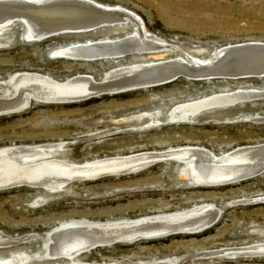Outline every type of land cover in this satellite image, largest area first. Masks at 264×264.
Listing matches in <instances>:
<instances>
[{"label":"rangeland","instance_id":"374dc122","mask_svg":"<svg viewBox=\"0 0 264 264\" xmlns=\"http://www.w3.org/2000/svg\"><path fill=\"white\" fill-rule=\"evenodd\" d=\"M92 1L136 15L149 39L172 49L166 61L185 55L207 60L221 48L264 44V0ZM116 28L117 32L108 28L29 42L23 37V24H11L0 34V80L29 72L56 81L86 75L100 82L106 73L137 60L128 56L89 63L54 57L52 52L134 33L133 25ZM237 90L262 96L207 111L190 124L172 125L166 119L175 104ZM263 94L264 76L197 81L181 77L159 87L75 104H33L23 113L0 118V148L62 143L65 159L74 164L184 147L222 156L239 147L264 144ZM182 165L158 163L138 174L74 183L55 195L26 187L0 191V233L17 240L9 249H0V258L13 252L42 253L41 243L48 233L71 226L133 221L211 204L219 214L200 233L92 247L75 259L85 264H264V257L259 256L202 257L222 248L264 244V202H251L264 198V173L237 184L201 188L181 177ZM62 261L34 260L33 264Z\"/></svg>","mask_w":264,"mask_h":264},{"label":"bare ground","instance_id":"6f19581e","mask_svg":"<svg viewBox=\"0 0 264 264\" xmlns=\"http://www.w3.org/2000/svg\"><path fill=\"white\" fill-rule=\"evenodd\" d=\"M16 23L23 24V37L29 42H42L63 35L89 34L108 28L117 32L116 27L133 25L134 33L123 38L76 44L57 49L52 55L89 63L121 60L128 56L137 61L106 73L100 82L86 75L56 81L43 74L16 73L0 80V118L23 113L33 104H75L104 95L126 93L128 90L159 87L181 77L197 81L221 76H264V44L252 42L221 48L207 60H196L185 55L181 60L166 61L172 49L149 39L136 15L92 0H0V34ZM146 55L149 57H144ZM255 95L262 96L253 91L237 90L175 104L169 109L166 119L172 125L190 124L211 110L252 101ZM64 150L62 143L0 148V191L26 187L55 195L74 183L138 174L152 165L169 161L183 164L181 177L201 188L237 184L264 173V144L239 147L222 156L203 148L184 147L139 152L83 164L68 162ZM256 201L264 202V198L251 200ZM216 212L210 204L133 221L71 226L48 233L41 243L40 249H44L42 253L30 255L13 252L9 257H1L0 264H33L34 260L39 263L63 260L59 264H85L75 257L98 244L102 246V243L114 240L129 243L139 238L153 240L179 235L175 232H181L180 235L200 233L214 223L219 214ZM16 243L17 240L0 233V249H9ZM222 249L202 257L217 256L227 260L264 257V244Z\"/></svg>","mask_w":264,"mask_h":264},{"label":"water","instance_id":"95a60500","mask_svg":"<svg viewBox=\"0 0 264 264\" xmlns=\"http://www.w3.org/2000/svg\"><path fill=\"white\" fill-rule=\"evenodd\" d=\"M175 233H180L181 234V232H175ZM192 233V232H191ZM170 234H174L173 232H170ZM168 235V234H167ZM139 239H142V238H139ZM138 239V240H139ZM135 241H137V239H133L131 242H129V243H133V242H135ZM122 241H119V240H114V241H111V242H108V243H102L101 245H108V244H110V245H113V244H115V243H121ZM98 246H100L99 244L97 245V246H95V247H98Z\"/></svg>","mask_w":264,"mask_h":264}]
</instances>
